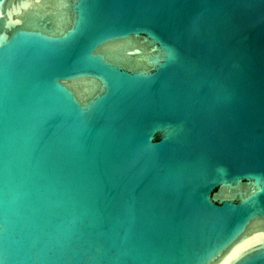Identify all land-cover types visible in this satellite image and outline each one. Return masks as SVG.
<instances>
[{
  "label": "water",
  "instance_id": "obj_1",
  "mask_svg": "<svg viewBox=\"0 0 264 264\" xmlns=\"http://www.w3.org/2000/svg\"><path fill=\"white\" fill-rule=\"evenodd\" d=\"M262 215L264 0H0V264H264Z\"/></svg>",
  "mask_w": 264,
  "mask_h": 264
},
{
  "label": "snow or ice",
  "instance_id": "obj_2",
  "mask_svg": "<svg viewBox=\"0 0 264 264\" xmlns=\"http://www.w3.org/2000/svg\"><path fill=\"white\" fill-rule=\"evenodd\" d=\"M70 87L72 85H69ZM262 219H264V215H262ZM255 230H250L247 224H243L235 234H233L230 238L221 242L218 248L215 250L212 256L218 257L219 260H222L223 257L232 252L233 249L243 246L244 243L253 235ZM264 231V229H262ZM259 250H264V247H261ZM250 254L245 252L242 253L237 258V264H245L246 258Z\"/></svg>",
  "mask_w": 264,
  "mask_h": 264
}]
</instances>
